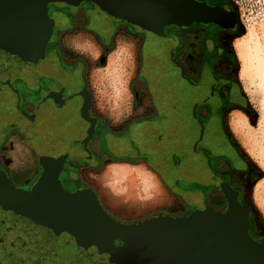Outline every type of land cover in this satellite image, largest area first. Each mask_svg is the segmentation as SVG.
<instances>
[{"label":"flooded vegetation","instance_id":"obj_1","mask_svg":"<svg viewBox=\"0 0 264 264\" xmlns=\"http://www.w3.org/2000/svg\"><path fill=\"white\" fill-rule=\"evenodd\" d=\"M196 1L209 8H219L218 17L209 22H195L189 27L170 25L165 28L164 34L160 35L138 24L133 16L120 11L117 6L106 4L102 0H86L81 3H46L33 0L38 12L43 13L52 23L51 36L41 54L35 53L27 46L14 47L9 41V19L5 13H0V169L8 173L10 182L20 183L15 176L12 162L6 160L10 141L19 137L37 155L35 168L30 172V176L21 182L25 186L22 190L32 189L42 175L45 165H54L60 169L59 178H68V184L62 186L73 193L91 187L79 176L85 169H98L108 160L117 163L145 160L155 172L167 173L168 178L176 177L182 170L192 176V172L197 169L198 173L193 176L196 178L195 182H201L203 187H208L207 193L211 190L222 192V184H227L240 193L231 181V176L233 172L246 171L239 168L241 164H245V158L232 140L230 142L236 152L233 156L228 151L220 158L198 157V163L194 165L195 170L191 167L186 170V164L182 166L173 162L170 169L166 170L163 153L165 148L159 150L158 140L163 137L162 130L171 127L165 128L167 119L162 121L165 122L162 123L165 126H161L162 130H155L152 124L157 120H152L150 115L146 117L149 119L148 125L141 121L129 124L124 132L114 131L98 112H94L97 106L90 74L91 59L80 51L72 52L74 48L69 43L70 35L77 32L86 34L95 47L94 51H100L101 57L97 64L102 61L108 64L107 55L113 50L116 42L123 39L121 35L128 40L126 38L136 36L139 29L146 35L144 57L147 56L151 60L149 62L144 58L142 77L149 85L155 110L157 105L160 108L173 106L175 115L180 116L184 103L181 101V105L179 101L171 103L169 100H155L154 91L160 89L158 81L161 75H165L174 95H177V91L181 89L178 79H192L200 85L204 77L212 74L218 78L216 97L222 109L221 116L224 118L227 112L238 105L235 99L239 95L241 98L245 97L232 73L218 71L220 65L236 59L226 42L228 36L236 30V27L233 28L234 12L229 0ZM150 35L160 39L161 45L155 50L152 45L154 43L147 39ZM190 38L196 40L195 53L189 52L188 45L192 41ZM189 53L193 54L192 58L197 61L195 75L189 72ZM156 86H159L158 90ZM174 95L171 97L175 98ZM211 108V104L203 105L196 120L209 119ZM205 175L207 179L202 181L201 177ZM181 179L184 181L183 177ZM181 179H172V183L179 184ZM162 180L168 182V179L163 177ZM239 201L243 204L241 193ZM200 203L201 206L193 203L190 204L192 206L188 205V208L193 207L198 212L210 209L203 200ZM194 209L192 215L190 213L185 217L195 215L197 211ZM249 232L253 240L264 242L263 238L254 235L252 214ZM116 243L121 244L119 241ZM25 257V251L18 243H0V263L24 264Z\"/></svg>","mask_w":264,"mask_h":264},{"label":"water","instance_id":"obj_2","mask_svg":"<svg viewBox=\"0 0 264 264\" xmlns=\"http://www.w3.org/2000/svg\"><path fill=\"white\" fill-rule=\"evenodd\" d=\"M102 1L160 35L167 26L189 27L219 15V8L196 0ZM0 13L9 19L14 47L43 52L52 23L33 0H0ZM59 173L54 165H45L32 189L22 190L0 169V243L23 247L24 264H264V242L249 232L251 212L240 203L239 191L227 184L221 185L228 203L223 213L206 209L191 217L159 215L124 224L106 211L93 190L66 191Z\"/></svg>","mask_w":264,"mask_h":264},{"label":"rangeland","instance_id":"obj_3","mask_svg":"<svg viewBox=\"0 0 264 264\" xmlns=\"http://www.w3.org/2000/svg\"><path fill=\"white\" fill-rule=\"evenodd\" d=\"M229 2L234 12L233 28L236 27V30L228 36L226 42L236 59L231 63L220 65L218 71L232 73L245 95L243 98L239 95L235 99L238 105L227 112L224 118L232 142L245 158V164H241L239 168L246 170L233 172L231 181L240 190L243 205L247 206L252 214L254 235L264 239V0H229ZM70 36L69 43L74 48L71 51L84 53V56L89 57L92 62L90 74L97 106L94 112H98V115L104 118L116 132H124L129 124H137L141 121L148 125L149 119L146 117L150 115L152 120H157L152 124L155 130H162L161 126L165 127L162 124L165 122L162 121L168 120L165 128L171 127L162 130L163 137L158 140L159 150L165 148L164 157L173 150L174 162L182 163V166L190 165L195 170L196 166L187 161L186 154L198 141L199 128L192 120L193 113L190 106H187L188 100L184 103L183 113L181 112L180 116L170 111L168 114L159 105L155 110L149 85L142 77L144 58L151 62L149 57H144L146 35L139 29L136 36L126 38L128 40L121 35L123 39H119L107 55L108 64H104L103 61L97 64L101 57L100 51H94L95 47L86 34L77 32ZM147 39L150 43H154L153 50L161 45L160 39L154 35L148 36ZM190 40L192 41L188 45L189 52L195 53L196 40L193 38ZM192 56L193 54H190L188 57L189 72L195 75L198 66ZM172 90L169 84L160 85L159 95L170 97L174 95ZM168 100L171 103L175 102L172 97ZM143 118L144 120H139ZM185 137L188 139L187 147L182 143ZM202 145L221 151L226 149L227 144L222 134L211 132ZM6 160L12 162L15 176L20 180L19 184L12 181L11 183L17 188L24 189L25 186L21 182L30 176L36 164L22 167L13 147L7 154ZM196 173H198L197 169L192 172L194 175ZM79 176L92 187L87 189L93 190L100 197L106 211L124 224L142 223L159 215L185 218V215L190 214L194 209L188 208V205L198 203L201 206V201L198 200L200 195L194 187L186 186L182 182L177 189L187 188L190 192L181 195L180 190L176 191L168 187L161 175L150 168L145 160H137L135 163H117L108 160L98 169H85ZM65 177L63 180L59 178L63 185L68 184L66 180L68 178ZM191 179L196 180L194 177ZM201 179L206 180L207 176ZM172 182L173 180L170 181L169 186ZM206 200L207 206L215 213H223L228 207L225 195L218 190L209 191ZM118 246L116 243V247Z\"/></svg>","mask_w":264,"mask_h":264},{"label":"trees","instance_id":"obj_4","mask_svg":"<svg viewBox=\"0 0 264 264\" xmlns=\"http://www.w3.org/2000/svg\"><path fill=\"white\" fill-rule=\"evenodd\" d=\"M230 4V2H229ZM231 6V5H230ZM232 8V6H231ZM179 82L181 83V89L177 91V95L175 94V101H179L181 104V101H183L184 103L188 100V104L187 106H190V110L192 114V120L194 121L195 124H197V127L199 128L200 131V137L198 139V141L196 142L195 146L192 147V149H189V151L186 154V159L189 163L196 165L197 162V158H202L205 157L207 159H213V157H217L220 158L222 157L221 155L225 152L230 151V153L232 154V156L234 154H236V152L234 151L232 145H231V138L226 130V126H225V122H224V118L221 116V112L222 109L220 107V104L218 102V99L216 97V89L218 86V78H216L214 75L210 74L208 75V77H204L202 79V82L200 83V85H198L197 82H194L192 79H185V78H180L178 79ZM158 83L161 86H165L169 83H167V80L165 78V75H161L159 77V81ZM170 85V84H169ZM157 90L159 89V86H156ZM185 88V89H184ZM158 93V94H157ZM186 93V95H185ZM154 96H155V100H160V101H165L171 98L170 97H163V95H159V90L158 91H154ZM169 102H171L169 100ZM178 102V103H179ZM183 103V105H184ZM211 104L212 108L210 111V115L208 116L209 119L207 120H196V117L199 116L197 113L199 111V109L203 106V105H208ZM182 105V104H181ZM182 105V113H183V109L184 106ZM172 107V108H171ZM162 109L167 112L169 114V111L173 113V110L175 109V107L173 106H165L162 107ZM211 132L217 133L218 135L222 134L223 138L226 139V149H222L221 151L219 149H213L210 147H206L203 146L202 144L204 143V140L206 138V136H209ZM176 138V137H175ZM183 144L186 145V147L188 146V139L187 137H185L183 139ZM166 154V153H165ZM172 155H173V150H171L169 152V155L164 157L166 160V170L170 169V165L171 163L174 162V160H172ZM174 158V157H173ZM175 159V158H174ZM179 165H182V163H178ZM187 167H190V165L187 166L186 164V170ZM187 171L182 170L181 172H179L180 174H177V176L174 178H168L166 176L167 173H163V172H158L160 175H162V177L164 179H168V182L166 183L168 187L175 189L176 191L181 192V195H186L187 193H189L190 191H188L187 188L183 189H177L179 188V186L181 185L182 182H184V184H186V186L190 185L191 187H194L195 191H197V193L199 195H201V197L199 196L198 200L202 201L203 203H205V205H207V190L208 187H203V185L198 182H195V180L191 179L193 178V175L190 176L188 173H186ZM180 176V177H179ZM184 178L183 179L181 178ZM189 177V178H188ZM178 180L181 179L179 184L177 183H171V186H169V183L171 180Z\"/></svg>","mask_w":264,"mask_h":264},{"label":"crops","instance_id":"obj_5","mask_svg":"<svg viewBox=\"0 0 264 264\" xmlns=\"http://www.w3.org/2000/svg\"><path fill=\"white\" fill-rule=\"evenodd\" d=\"M12 147L18 160L22 163V167L35 164L37 155L28 147L27 143L22 138L18 137L12 139L9 143V152H11ZM158 188L161 189L160 186H158Z\"/></svg>","mask_w":264,"mask_h":264},{"label":"bare ground","instance_id":"obj_6","mask_svg":"<svg viewBox=\"0 0 264 264\" xmlns=\"http://www.w3.org/2000/svg\"><path fill=\"white\" fill-rule=\"evenodd\" d=\"M202 13V16L204 15V13L203 12H201Z\"/></svg>","mask_w":264,"mask_h":264}]
</instances>
